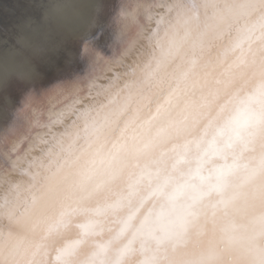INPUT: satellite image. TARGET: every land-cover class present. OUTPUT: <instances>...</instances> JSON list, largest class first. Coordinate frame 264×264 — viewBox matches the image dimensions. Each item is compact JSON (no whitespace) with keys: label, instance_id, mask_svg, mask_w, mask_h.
<instances>
[{"label":"clouds","instance_id":"9594fccd","mask_svg":"<svg viewBox=\"0 0 264 264\" xmlns=\"http://www.w3.org/2000/svg\"><path fill=\"white\" fill-rule=\"evenodd\" d=\"M0 264H264V0H0Z\"/></svg>","mask_w":264,"mask_h":264}]
</instances>
